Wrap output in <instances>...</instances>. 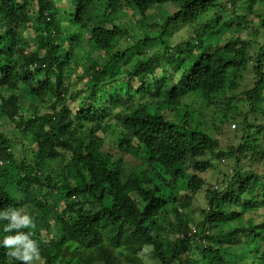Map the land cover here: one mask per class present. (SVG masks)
Wrapping results in <instances>:
<instances>
[{"label":"trees","instance_id":"obj_1","mask_svg":"<svg viewBox=\"0 0 264 264\" xmlns=\"http://www.w3.org/2000/svg\"><path fill=\"white\" fill-rule=\"evenodd\" d=\"M95 1L0 0V118L23 135L12 140L0 131V210L20 206L7 183L24 204L40 209L31 231L41 264H143L147 251L158 264H264V123H248L249 114L264 117V0H119L113 12L132 10L140 24L148 25V12L159 6L175 12L143 37L122 25H95L80 61L77 34L65 32L62 10L71 5V22L85 29ZM246 27L250 39L239 36ZM183 28L191 29L189 39L177 43L174 32ZM223 30L224 36L236 30L225 46L207 42ZM11 45L16 61L7 53ZM68 71L85 82L81 89L70 91ZM245 78L252 86L243 91L250 107L239 122L243 143L224 148L202 117L212 110L222 114L217 131L229 125L227 111H241L237 97L227 94ZM168 81L174 86L165 91ZM115 82L124 87L112 92ZM20 91L35 100L33 107L23 109ZM195 94L198 109L185 107L184 98ZM125 101L135 105L128 113L120 109ZM43 105L50 111L40 114ZM65 153L68 167L53 177L46 166ZM217 160L233 163L220 190L207 188L204 176ZM203 192L207 208L196 206ZM253 209L258 215L246 219ZM52 226L58 237L44 238ZM192 227L197 232L190 235ZM251 243L245 257L226 258L227 250L244 251ZM0 264L21 262L0 248Z\"/></svg>","mask_w":264,"mask_h":264},{"label":"rangeland","instance_id":"obj_2","mask_svg":"<svg viewBox=\"0 0 264 264\" xmlns=\"http://www.w3.org/2000/svg\"><path fill=\"white\" fill-rule=\"evenodd\" d=\"M118 1L119 0H96L89 10V18L86 22V25H88V27L85 29L80 28L71 22V19L68 16L69 11L74 10V9H70L71 5L68 4L69 9L62 10V20H63V27L65 29V32L71 35L77 34V37H78V42L76 44V49H75V58L81 59L80 61H82L84 60L83 58L86 57V53L82 50L81 44L87 43L91 35L92 29L94 28L95 25L104 26L109 29H111L113 25H122V26L127 27V29L131 31V33H134L136 35L143 37V35L145 34L144 33L145 30L147 31L153 30L156 33V31L159 30L160 27L162 26L163 20L171 16L175 12V9L171 5L159 6L157 8H154L152 11L148 12L147 14L148 16L146 18V22L148 23V25H150L148 26L146 24H140L139 21L141 20V17L132 10L122 9L120 12L114 13L113 12L115 9L114 6ZM57 2L61 4L62 2H65V0H57ZM63 11H66V12H63ZM249 21L252 23V27L256 25V21H253L252 17L249 18ZM234 22H235V19H234ZM235 31L236 30H231L224 36V34L226 33V30H223L220 34H216V36L214 35V36L209 37L207 42L209 44H212L213 46L223 47L226 45L229 37H231L232 34L233 35L236 34ZM190 32H191L190 28L179 29L177 32H174L175 35H174L173 40L177 43L185 41L189 39ZM251 33H252V29L246 27L244 31H241L239 36L242 37V39H250ZM26 36L27 38L30 37L29 38L30 41L33 39L31 38L33 34L30 31L26 33ZM126 44L127 43L123 42V45H126ZM8 49L9 50L7 51V53L12 52V51L15 53L14 61H16V49L17 48H15L14 45H11ZM157 49L158 48H156V50ZM153 52L154 50L150 51L151 54H153ZM99 56L100 54L96 53L94 55V58H97ZM92 60L93 58L92 59L88 58L86 60L87 61L86 66L91 65ZM131 63L134 64L135 62L131 61ZM188 64H190V62H187L185 66L180 68L179 72L175 75L174 81L176 83L179 81L182 73L188 69ZM129 68L130 66L128 67V69ZM166 68L169 71V73H171V75L173 76L174 75L172 74L173 69H170L169 67H166ZM79 73H83V70H80ZM65 75L68 76L67 80H68V84L70 87V91L72 92L81 89L83 85L85 84L84 81L78 78L77 73L71 74L68 71L65 73ZM157 76L160 79V81L165 80V77L163 76V71L159 70L157 72ZM138 85H139L138 82H134V88L137 87ZM164 86H165V91H166V88L169 89L173 87L174 83L172 81H168ZM251 86H252L251 80L249 78H245L242 81V84L239 85L237 90L233 91L232 93L227 94L228 98L230 96L237 97V99L233 103L239 106L241 112L239 114H236L235 110H231V109L228 110L227 114L229 115L231 122L229 125H226L222 131L219 132L216 130V128L219 125L218 120L222 117L221 113L218 114V113H215V111L208 110V111H205L204 117H202L204 129H206L207 132H210L213 136L218 137L222 141L224 148L231 146V145L238 147L241 143H243V141L241 140L243 132L241 131V128L239 127V122H241L244 118V115L249 113L248 111H250V107L247 104V102L242 101V99L244 98L243 91L249 89ZM122 87H124V84L122 82H115L114 84L109 86V90L110 91L112 90V92H116L114 89L120 90ZM162 91H164V89H162ZM20 92H22L25 96L22 99H20V103L23 106V109L26 110L28 109V107H33L35 100L30 97H27L28 93L23 92V91H20ZM153 93L157 94V88L154 86H153ZM151 101L154 104L158 102V100H155V99H151ZM200 103H202L200 95L195 94L194 96H186L184 98V106L188 108L190 106L191 109H194V110L198 109ZM136 104H137V101H136ZM202 106L206 108L204 104H202ZM134 107L135 105L132 102L125 101L120 109L122 112L128 113ZM48 111L50 110L47 106L43 105L40 108V114L47 113ZM248 123L254 126L259 125L261 123H264V117L260 115L249 114ZM0 131L3 132L5 135H7L12 140L14 139L18 140V139L23 138V135L20 134L19 130L15 127V125H13L6 117L0 118ZM18 151H20V147L18 148ZM111 151L114 155L120 157L117 154L118 152L115 149ZM70 158H71V155L69 153H65L64 158L58 161H55L53 163H49L46 166V169L52 174L53 177H56L60 175L64 170H66V167H68V162ZM232 167H233V163L231 162H228V161L222 162L220 160L215 161V168L209 171L206 175H204L206 178V181L208 182L207 188L216 189V187H219V190H220L222 186V182L224 178L226 177V174L230 173V171L232 170ZM74 180L75 178L73 177L70 178L71 183L74 182ZM178 184H179V187L185 188L187 183L186 181H181ZM5 187L9 191V194H11V196L15 198V200L20 204L19 208H23L25 211L34 213L35 222H37L41 214L40 209L27 206V204H24L22 202V197L18 194L17 195L14 194L16 190L13 184L7 183ZM33 194L35 197H38L41 195V192L36 191L34 188ZM167 195H169V192L167 193ZM198 197H199V200L196 201V206L201 207V208H207V200H206L205 193L203 192ZM42 199H44V196L42 197ZM244 200H246V197H244ZM236 209L237 207H234V206L228 207L229 211H235ZM253 211L256 212L257 209H253ZM260 212L262 213V211ZM249 214L247 216L245 215L246 219L251 218V216L254 217L258 215V212L249 213ZM193 217L196 221H199L201 219V212L196 211L195 213H193ZM241 226L244 227V223H241ZM43 237L46 239L48 238L56 239L58 237V233L54 231V227L52 226L43 231ZM251 248L254 249L255 245L252 244L249 249L244 250V251H235V250L232 251L229 249L225 252V256L230 262L232 261L235 262L237 259H241L245 257L246 256L245 253L248 254L249 250H252ZM143 260H144L143 264H158V261L156 262L152 258L149 251L143 254Z\"/></svg>","mask_w":264,"mask_h":264},{"label":"clouds","instance_id":"obj_3","mask_svg":"<svg viewBox=\"0 0 264 264\" xmlns=\"http://www.w3.org/2000/svg\"><path fill=\"white\" fill-rule=\"evenodd\" d=\"M0 165H3L2 161ZM0 226L4 233L0 238V248L6 249L7 254L21 264H41V247L31 231L35 227L34 213L13 207L0 210Z\"/></svg>","mask_w":264,"mask_h":264},{"label":"built area","instance_id":"obj_4","mask_svg":"<svg viewBox=\"0 0 264 264\" xmlns=\"http://www.w3.org/2000/svg\"><path fill=\"white\" fill-rule=\"evenodd\" d=\"M191 230H192V232L190 233V235L195 234L197 232V229L195 227H192ZM182 236H184V235H182Z\"/></svg>","mask_w":264,"mask_h":264}]
</instances>
